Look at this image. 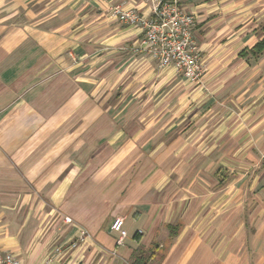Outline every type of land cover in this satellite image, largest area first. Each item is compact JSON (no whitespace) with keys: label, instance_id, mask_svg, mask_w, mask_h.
I'll return each mask as SVG.
<instances>
[{"label":"crops","instance_id":"crops-1","mask_svg":"<svg viewBox=\"0 0 264 264\" xmlns=\"http://www.w3.org/2000/svg\"><path fill=\"white\" fill-rule=\"evenodd\" d=\"M180 4L214 83L207 107L200 91L184 95L192 81L130 51L143 30L114 8L149 17L151 0H0V252L23 264H264V57L239 56L264 38V0ZM236 62L238 85L219 73ZM202 142L224 148H192L183 169L180 147ZM203 161L227 179L202 184Z\"/></svg>","mask_w":264,"mask_h":264},{"label":"built area","instance_id":"built-area-1","mask_svg":"<svg viewBox=\"0 0 264 264\" xmlns=\"http://www.w3.org/2000/svg\"><path fill=\"white\" fill-rule=\"evenodd\" d=\"M181 0H151V15L140 16L135 10H124L115 7L116 17L127 26L140 25L142 38L135 50L158 61L162 69H172L177 74L197 80L204 72L200 49L196 43L193 14L185 11ZM65 222L70 224L68 217ZM122 221H116L112 229L120 233L117 246L124 243L126 234L121 232ZM60 249L55 251L56 258L61 255ZM52 262L49 259L46 264ZM0 264H23L22 259L12 253L0 252Z\"/></svg>","mask_w":264,"mask_h":264},{"label":"rangeland","instance_id":"rangeland-1","mask_svg":"<svg viewBox=\"0 0 264 264\" xmlns=\"http://www.w3.org/2000/svg\"><path fill=\"white\" fill-rule=\"evenodd\" d=\"M6 1H8V2H10L11 0H6ZM26 1H29V0H26ZM235 4H237V3H235ZM235 12L236 13H238V11H237V9L235 10ZM263 31V30H262ZM261 31V32H262ZM126 50H128L127 49V47L126 48H124L123 49V51H126ZM131 52H132V54H134V55H139V52L138 51H136L135 50V48L133 49V48H131V50H130ZM135 52V53H134ZM228 51H222V50H220L219 52H218V54H220V55H218V56H220V57H218L219 59H221V58H223L224 56H227L226 55V53H227ZM200 55H201V53H200ZM215 56H217V55H215ZM264 57V56H263ZM262 57V58H263ZM202 58V57H201ZM230 58V57H229ZM254 65V62L253 61H250V62H248V66L249 67H251V66H253ZM230 69V72H232V74H235L233 77V79H234V82H233V84L234 85H238V82H236V81H238V73L240 72V69H242V66H240L239 64H237V62L236 63H233L232 64V66H224V67H222L221 69H220V71H219V73H223V71L224 70H229ZM204 70V69H203ZM203 74H204V72L202 73V75L197 79V80H195V81H192L193 82V84H189V85H185L184 84V95H188V93L187 92H190V90L192 89V91H196V90H198V91H200L199 92V94L197 95L198 96V98H197V96H196V102H197V106H204V107H207V105L209 104H207V102H210L211 100H208L206 97H204V95H206V90L205 89H209L214 83H208V82H206V80L205 79H203ZM232 84V85H233ZM204 86H205V89H204ZM202 90L203 91H205V92H203L202 93ZM203 104H205V105H203ZM237 112V111H236ZM202 113V110H200V112H198V117H200L201 119H203V115L204 114H201ZM157 115H151V117L150 118H155ZM231 116L233 117V116H238V114L237 113H233V114H231ZM212 117L213 116H211V117H209V118H207L206 116L204 117V119H207L206 121H209L210 120V122H211V120H212ZM221 117V114H219L218 116H216V118H220ZM216 121V120H215ZM186 122V123H185ZM184 122V125H183V129L184 128H186L189 124H187V122H189V120L187 119L186 121ZM208 123V122H207ZM212 123V122H211ZM236 129H237V126L235 127ZM191 130H190V127H187L185 130H184V135L186 136V139H188V138H190L191 137V132H190ZM208 130H201V133L203 134V135H205V136H207V132ZM179 131H175L174 129L173 130H171L170 132H168V135H167V138H168V140L169 139H172L173 137H175V133H178ZM187 133V134H186ZM203 137V136H202ZM206 137H203V139H205ZM203 141V140H202ZM189 144V143H188ZM219 143H217V144H215V145H213V146H207V145H205V142H202V144L200 143V144H198V145H195V146H192V147H190V145H187V144H185V145H183L182 147H180V148H182V150H183V153H184V159H185V157L187 158V162L186 163H184V166H183V169H191V165L193 164L194 165V162H192L191 163V161H190V154H191V149L192 148H194V150L196 151V152H199L200 154H204V153H208V152H210V151H213V153L212 154H214V153H217L218 152V149H223L224 147L223 146H219L218 145ZM223 147V148H222ZM173 148V147H172ZM237 150H238V148H235L234 146H231L230 148H229V151L230 152H237ZM199 164V166H198V170L199 171H202V172H204V173H209L208 174V176H207V178H208V180L207 179H202V180H200V182L202 183V184H204V185H208L209 183L208 182H212V181H214V184H216V182L215 181H221L222 180V177L224 178V180H226L227 179V175H226V170H224L222 167H216L215 166V168H214V170H212V169H208L209 167H210V163L209 162H200V163H198ZM214 165H216V163H214ZM261 167L263 166L264 167V165H263V163H262V165H260ZM211 172H210V171ZM213 171V172H212ZM205 176V175H204ZM206 177V176H205ZM231 179H233V178H231Z\"/></svg>","mask_w":264,"mask_h":264},{"label":"trees","instance_id":"trees-1","mask_svg":"<svg viewBox=\"0 0 264 264\" xmlns=\"http://www.w3.org/2000/svg\"><path fill=\"white\" fill-rule=\"evenodd\" d=\"M264 32V27H263ZM239 56L243 59H251L254 62H257L259 59H261L264 56V38L260 40L257 44H255L251 49H245L243 50ZM172 229V227H170ZM171 235L174 236L175 232L172 230Z\"/></svg>","mask_w":264,"mask_h":264}]
</instances>
